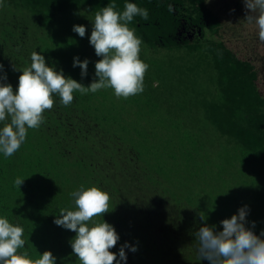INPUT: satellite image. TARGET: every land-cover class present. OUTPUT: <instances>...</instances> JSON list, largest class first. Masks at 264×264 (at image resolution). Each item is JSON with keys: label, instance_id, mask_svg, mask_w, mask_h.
<instances>
[{"label": "trees", "instance_id": "1", "mask_svg": "<svg viewBox=\"0 0 264 264\" xmlns=\"http://www.w3.org/2000/svg\"><path fill=\"white\" fill-rule=\"evenodd\" d=\"M205 2L0 0V76H7L0 83L14 91L33 52L66 78L90 86L98 80L95 63L102 58L90 44L96 12L112 3L119 13L126 3L149 12L147 21L135 16L128 24L142 41L139 58L149 66L142 93L118 98L111 88L74 91L67 106L53 94L52 109L45 110L39 128L28 129L19 150L11 157L0 152V218L24 229L25 245L17 254L27 252L35 260L50 251L56 264H81L70 245L76 233L54 223L61 209L77 210L71 193L81 186L109 194L108 212L88 226L104 221L114 227L120 239L110 251L117 260L122 245L135 246V253L125 248L126 264H209L198 255L195 232L205 224L222 231L220 222L244 206L246 227L257 236L264 231L260 190L256 198L232 197L214 186L226 157L231 162L225 167L233 160L245 173L264 167V98L252 64L206 37L218 23ZM74 25L86 28L83 38ZM74 57L89 61L83 78L73 67ZM171 71L191 76L186 87ZM193 77L200 91L192 87ZM200 102L202 126L208 129L190 130L192 119L184 110ZM7 123L10 117L0 121V128ZM209 126L219 149L212 148ZM17 178L24 180L20 187L14 184ZM210 195L212 216L200 206Z\"/></svg>", "mask_w": 264, "mask_h": 264}, {"label": "clouds", "instance_id": "2", "mask_svg": "<svg viewBox=\"0 0 264 264\" xmlns=\"http://www.w3.org/2000/svg\"><path fill=\"white\" fill-rule=\"evenodd\" d=\"M243 3L245 21L256 26L259 40L264 42V0H243ZM115 8L114 3L108 4L95 14L90 44L95 54L102 58L95 63L98 80H93L90 86L85 87L66 78L62 71L46 66L45 57L37 52L31 54V65L22 71L15 91L10 84L0 83V121L10 117V123L0 128V152L5 157H11L19 150L28 129L40 127L43 113L54 105L53 94H57L67 106L73 101L74 91L87 94L111 88L118 98H128L144 91L143 81L149 66L139 58L142 41L128 24L135 16L147 21L149 12L134 3H126L122 13ZM168 11H174L172 5L168 6ZM73 31L83 38L86 28L74 25ZM88 64L87 59L81 62L74 57L73 67L81 69L82 78L87 75ZM2 71L3 65H0ZM0 80H7V76H0ZM23 182L17 178L14 184L20 187ZM71 196L77 210L61 209L54 223L76 233L70 241L73 255L81 264H120L121 261L126 264L125 248L133 253L137 248L125 243L120 247L117 260V254L110 251L120 239L114 227L104 221L88 226L94 217L108 212L109 194L97 187L85 190L81 186ZM248 212L244 206L230 219L221 221L222 231H216L215 225L200 227L195 232L200 259L209 264H264V239L261 238L264 231L257 236L246 227ZM201 220H204L202 215ZM255 226V222H251V228ZM23 233L22 227L14 226L7 218H0V264H56V257L50 251L35 260L28 258L27 252L17 254V250L25 245Z\"/></svg>", "mask_w": 264, "mask_h": 264}, {"label": "rangeland", "instance_id": "3", "mask_svg": "<svg viewBox=\"0 0 264 264\" xmlns=\"http://www.w3.org/2000/svg\"><path fill=\"white\" fill-rule=\"evenodd\" d=\"M205 4L218 23L216 32L213 35H210L207 31L206 37L222 42L223 45L235 55V57L252 64L254 71L256 72V87L264 98V42L259 40L258 29L256 26L245 21L246 13L243 0H206ZM74 23L75 21L71 24ZM172 54L173 52L169 53L171 57ZM170 75L171 77H177L179 73L177 71H171ZM190 78V75L181 74V76H178L175 80L178 81L179 79V84L182 87H186V82L190 80ZM191 83L196 91L197 89L198 91L201 90V84L194 80V77L192 78ZM197 95L194 96L196 100L201 98H197ZM191 108V110H184V112L192 119V125L189 129L206 131L208 128L206 126L203 127L205 121L201 102ZM215 133V128L209 126L212 148L217 146V140L214 136ZM220 144H224V141H221ZM230 146L231 145L229 144L227 147ZM217 149H219L218 146ZM221 161L222 157L217 159V162ZM227 161L231 162L230 157L225 158L224 170H221V175L217 176V181L214 183L215 187L222 186V188L229 192L232 197L239 196L256 198L260 196L256 193L258 190L264 194V167L257 171H246L245 173L241 170L240 165L233 160L231 164H228L225 167ZM248 191L250 193H248ZM218 194L219 193H216V195ZM212 197L213 196L210 195V202H208L209 200H205L207 203L205 204L201 202L200 205L202 212L209 216L213 215L211 208H213L214 199ZM200 199L197 200L198 204H200Z\"/></svg>", "mask_w": 264, "mask_h": 264}]
</instances>
